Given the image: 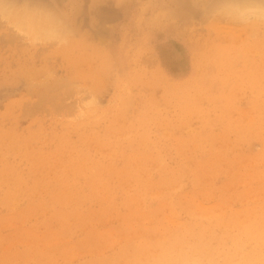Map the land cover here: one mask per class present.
Here are the masks:
<instances>
[{
	"label": "rangeland",
	"instance_id": "rangeland-1",
	"mask_svg": "<svg viewBox=\"0 0 264 264\" xmlns=\"http://www.w3.org/2000/svg\"><path fill=\"white\" fill-rule=\"evenodd\" d=\"M47 1L0 14V264H264V19Z\"/></svg>",
	"mask_w": 264,
	"mask_h": 264
},
{
	"label": "bare ground",
	"instance_id": "bare-ground-1",
	"mask_svg": "<svg viewBox=\"0 0 264 264\" xmlns=\"http://www.w3.org/2000/svg\"><path fill=\"white\" fill-rule=\"evenodd\" d=\"M45 1L25 0L22 4H20L21 0H0V14L1 16L7 18H10V15L14 14L15 15V17L13 16L15 18L14 22L17 24V26H19L21 30L25 32H29L32 35H34L35 38H46V39L61 38L60 40H63L65 36V31H68L69 29L68 28H66L65 30L64 28L61 29V26L59 25L62 24L63 22H60V24H55V25L52 24L51 22L52 20L62 19L63 16L52 5L51 2L50 4L48 3L49 1L47 2ZM215 5L217 9L221 8V10L226 14L234 15L238 19L241 18L240 20L243 19L246 20L247 18H250L252 16H256L258 18L264 19V0H218L212 4V6H214L213 8H215ZM63 24L65 25L66 23ZM45 86L46 88H48L47 83Z\"/></svg>",
	"mask_w": 264,
	"mask_h": 264
}]
</instances>
